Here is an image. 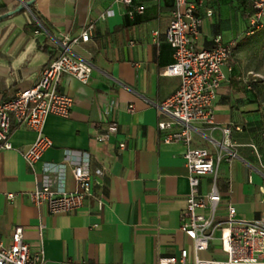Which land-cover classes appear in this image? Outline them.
I'll list each match as a JSON object with an SVG mask.
<instances>
[{"label": "crops", "instance_id": "crops-1", "mask_svg": "<svg viewBox=\"0 0 264 264\" xmlns=\"http://www.w3.org/2000/svg\"><path fill=\"white\" fill-rule=\"evenodd\" d=\"M136 2L145 10L131 17L128 6L114 0H36L31 10L0 20V100L38 80L65 33L80 35L95 22L89 40L72 43V53L91 64L93 73L89 82L62 75L60 88L74 100L68 116L48 117L45 131L54 144L34 166L23 150L36 140L35 130L15 128L13 148H0V235L9 242L14 226L23 224L32 247L43 246L46 264H157L162 257L180 256L183 248L195 260L194 240L182 228L191 193L185 153L191 146L224 154L217 179L222 215L230 203L238 219L264 215V94L242 47L249 37L252 0H204L199 7L204 19L197 46L209 47L220 37L236 47L229 62L233 69L225 67L227 78L218 91L217 127L197 122L190 144L164 141L158 125L173 119L159 104L181 84L164 68L175 61L165 35L175 0ZM19 3L0 0V14ZM155 30H160L157 37ZM230 125L228 135L224 128ZM100 134L109 137L99 142ZM86 153L90 168L103 172L95 176L94 193L81 208L54 213L46 203L33 202L30 192L47 178L54 187L75 189L73 165ZM211 186L212 177L203 176L200 191ZM9 192H16L13 200ZM217 239L198 254L227 259Z\"/></svg>", "mask_w": 264, "mask_h": 264}, {"label": "built area", "instance_id": "built-area-1", "mask_svg": "<svg viewBox=\"0 0 264 264\" xmlns=\"http://www.w3.org/2000/svg\"><path fill=\"white\" fill-rule=\"evenodd\" d=\"M128 6L127 13L135 17L144 12L145 5L136 0H114ZM204 0H175V8L165 35L174 47L175 61L165 66L168 75L181 78V84L174 94L159 104L170 113L171 120H160L159 128L164 141H193V132L197 122L216 124L215 104L218 91L227 78L225 67L234 54L236 43L216 38L213 45L199 48L197 39L201 33L204 16L199 12ZM254 12L248 34H254L264 22V0H252ZM214 7L207 8V14L214 13ZM95 22L92 20L80 35L65 33L59 45L58 54L44 66L38 80L29 88L20 90L13 97L0 100V148H13L12 133L17 127H28L37 132L36 140L23 150L28 164L34 166L43 157L45 150L51 147L53 139L46 133L45 127L50 115L68 116L73 97L60 88L64 73L89 82L93 66L72 53V43L89 40ZM160 30H155L157 37ZM229 70L233 69L229 65ZM134 104L130 105L133 108ZM229 135L232 126L224 128ZM109 134H100L98 141L103 142ZM126 146V142L120 144ZM189 167L191 193L187 197L182 228L194 240L197 257L189 259V249L183 248L180 256L162 257L157 264H264V215L254 220L238 219L237 207L229 204L226 213L221 214L223 194L217 179L219 165L224 158L222 151L214 155L207 147L191 146L185 153ZM64 175L65 168H62ZM77 180L75 189L64 184L54 187L49 178L37 184L30 197L37 205L46 203L54 212H74L81 208L93 195L95 176L101 175L100 167L90 168V155L86 153L83 161L73 165ZM210 175L212 186L209 191L201 192L202 177ZM16 192H9L13 200ZM198 208H205L199 212ZM43 229V226H42ZM41 229V235L43 230ZM219 238L227 259L204 258L198 251L210 247L212 240ZM0 264H46L43 246L34 249L25 236L23 224H16L9 242L0 235Z\"/></svg>", "mask_w": 264, "mask_h": 264}, {"label": "rangeland", "instance_id": "rangeland-1", "mask_svg": "<svg viewBox=\"0 0 264 264\" xmlns=\"http://www.w3.org/2000/svg\"><path fill=\"white\" fill-rule=\"evenodd\" d=\"M248 36L242 47L256 67V76L262 81V93L264 94V22L254 34ZM219 240L217 239L218 242Z\"/></svg>", "mask_w": 264, "mask_h": 264}, {"label": "water", "instance_id": "water-1", "mask_svg": "<svg viewBox=\"0 0 264 264\" xmlns=\"http://www.w3.org/2000/svg\"><path fill=\"white\" fill-rule=\"evenodd\" d=\"M33 1L34 0H22V4L18 6V9L20 10V9L28 8L31 10V5H32ZM13 13H14V10H9L5 13L0 14V20L11 15V14H13Z\"/></svg>", "mask_w": 264, "mask_h": 264}, {"label": "trees", "instance_id": "trees-1", "mask_svg": "<svg viewBox=\"0 0 264 264\" xmlns=\"http://www.w3.org/2000/svg\"><path fill=\"white\" fill-rule=\"evenodd\" d=\"M35 1H36V0H34L33 3H32V5H31L32 8L35 7ZM19 5H20V3L17 4V5L13 8L14 12H19V11L23 10V9H20V10L18 9V6H19ZM253 12H254V8L252 9V14H253Z\"/></svg>", "mask_w": 264, "mask_h": 264}]
</instances>
